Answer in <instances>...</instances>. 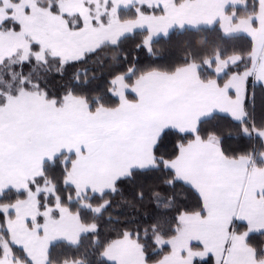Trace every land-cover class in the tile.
Here are the masks:
<instances>
[{"label": "snow or ice", "instance_id": "1", "mask_svg": "<svg viewBox=\"0 0 264 264\" xmlns=\"http://www.w3.org/2000/svg\"><path fill=\"white\" fill-rule=\"evenodd\" d=\"M0 264H264V0H0Z\"/></svg>", "mask_w": 264, "mask_h": 264}, {"label": "trees", "instance_id": "2", "mask_svg": "<svg viewBox=\"0 0 264 264\" xmlns=\"http://www.w3.org/2000/svg\"><path fill=\"white\" fill-rule=\"evenodd\" d=\"M241 15H245V13H241ZM221 40L222 37L220 36L218 28L210 30L208 27H201L199 31L187 32L183 35L177 31L170 43L160 41L157 47L161 55L166 56L169 60L176 59L179 61L181 55L189 50L198 57L201 55H211L215 46ZM225 43L229 46L233 44L246 46L247 41L243 37H236L232 41Z\"/></svg>", "mask_w": 264, "mask_h": 264}, {"label": "crops", "instance_id": "3", "mask_svg": "<svg viewBox=\"0 0 264 264\" xmlns=\"http://www.w3.org/2000/svg\"><path fill=\"white\" fill-rule=\"evenodd\" d=\"M196 23H198V24L200 25V28H201V27H207V26L204 24V21H203V20L196 21Z\"/></svg>", "mask_w": 264, "mask_h": 264}]
</instances>
